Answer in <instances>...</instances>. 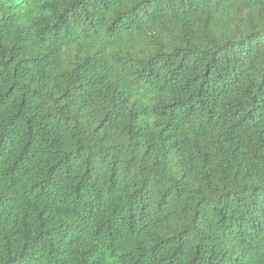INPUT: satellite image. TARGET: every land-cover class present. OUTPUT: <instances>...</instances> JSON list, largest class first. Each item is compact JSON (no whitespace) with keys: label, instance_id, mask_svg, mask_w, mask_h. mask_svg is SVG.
Returning a JSON list of instances; mask_svg holds the SVG:
<instances>
[{"label":"trees","instance_id":"1","mask_svg":"<svg viewBox=\"0 0 264 264\" xmlns=\"http://www.w3.org/2000/svg\"><path fill=\"white\" fill-rule=\"evenodd\" d=\"M0 264H264V0H0Z\"/></svg>","mask_w":264,"mask_h":264}]
</instances>
